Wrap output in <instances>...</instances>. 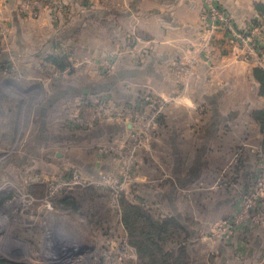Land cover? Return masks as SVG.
Returning <instances> with one entry per match:
<instances>
[{
	"label": "rangeland",
	"instance_id": "374dc122",
	"mask_svg": "<svg viewBox=\"0 0 264 264\" xmlns=\"http://www.w3.org/2000/svg\"><path fill=\"white\" fill-rule=\"evenodd\" d=\"M33 5L17 8L16 54L9 47L13 25L0 21V81L17 84H0V264H264V159L258 161L250 187L235 181L229 165L228 182L215 181L220 172L214 167L191 198L159 199L154 183L147 185L142 177L143 171L153 172L158 159L168 169V152L152 144L168 135L169 96H156L146 80L131 82L127 94L120 93L123 87L114 88V96H102L91 109L67 89L112 77L124 53L101 54L99 62L106 66L90 69L96 59L80 48L70 67H46L50 61L44 65L45 56L31 50L43 47L41 6ZM261 33L259 52L264 50ZM76 40L86 45L88 38ZM30 83L48 86L24 91ZM58 89L65 101L48 95ZM153 105L160 107L159 117L153 115ZM100 109H108L107 117ZM144 111L153 122L140 139L143 144L131 151L118 147L126 140V124L136 125ZM98 114L95 126L90 121ZM91 133L106 149H84ZM241 140H247L243 134ZM74 171L86 184L56 190L57 181ZM90 179L94 183L87 185ZM218 188L229 197L217 198ZM129 206L140 211L133 214L135 231L124 222ZM166 221L170 228L160 229Z\"/></svg>",
	"mask_w": 264,
	"mask_h": 264
},
{
	"label": "crops",
	"instance_id": "0c3cea01",
	"mask_svg": "<svg viewBox=\"0 0 264 264\" xmlns=\"http://www.w3.org/2000/svg\"><path fill=\"white\" fill-rule=\"evenodd\" d=\"M30 4L34 6L32 0H0V21L13 25L9 33L10 54L19 50L17 8H28ZM213 4L225 11L232 29L221 25L209 30L205 12ZM39 5L42 25L38 35L43 47L39 52L31 50L33 55L46 57L44 65L50 61L46 67H70L69 60L78 59L80 48L96 59L90 69L106 66L107 63L99 62L103 60L98 59L101 54L105 58L115 50L124 53L115 64L118 69L112 77H100L97 82L92 78L85 86L73 84L67 89L87 100L91 109L102 96H114V88L123 87L124 92L119 89L120 93L127 94L131 82L146 80L154 85L156 96H169L167 140L159 135L152 144L153 149L168 152V169L158 159L153 172L143 171L142 177L145 184L154 183L159 199L191 198L209 180L214 167L220 172L214 180L228 182L229 165L231 172L234 169L237 174L235 181L250 187L256 165L264 159V133L255 114L264 109V95L253 74L256 67L264 69V50L259 60L246 54L251 46L258 49L260 44L264 0H40ZM238 34L248 40L243 42ZM82 37L88 38L86 45L76 40ZM141 54L146 59L140 60ZM0 82L17 85L11 80ZM46 86L30 83L24 91ZM61 91L48 95H60L65 101L66 94ZM90 122L96 126L98 119ZM126 125L129 132L133 124ZM91 134L89 146L84 149H106L105 144L97 142V133ZM242 134L247 139L244 142ZM156 165L158 170H154ZM220 190L215 191L217 198L229 197Z\"/></svg>",
	"mask_w": 264,
	"mask_h": 264
},
{
	"label": "built area",
	"instance_id": "2783aa9c",
	"mask_svg": "<svg viewBox=\"0 0 264 264\" xmlns=\"http://www.w3.org/2000/svg\"><path fill=\"white\" fill-rule=\"evenodd\" d=\"M34 4H38L40 0H32ZM207 15V25L210 31H213L214 29L218 28L219 26H227L228 28L232 29V26L229 23V18L228 15L225 13V11H223L222 9H220L216 4L213 5H209L207 8V11L205 12ZM238 38H240V40H242L243 42H246L248 40L247 37H244L242 34H238ZM263 52H259V50L257 48H255L254 46H251L248 50H247V54L246 56L248 57H253L255 56L257 58V60H259L261 57L260 54H262ZM195 76L197 75L196 73L194 74ZM153 111L155 116L159 117V113H160V107L158 108L157 105H153ZM108 109H100V112L103 113L101 115H108ZM148 111H144L143 114L141 113V115H137V123L136 125L133 124L131 129L129 130V132L127 133V137L126 140L123 141L122 143L118 144V147L120 146H127V148L131 151V149H135V148H139L143 142L142 140H140L142 137H144L148 132H149V127L151 125V122H153L152 117L150 116L149 113H147ZM120 113V112H119ZM100 114L98 115H94V117L92 118L93 120H97L98 116H100ZM121 115V113H120ZM147 121V123L145 122ZM91 123V122H90ZM136 127V128H135ZM131 136L133 141H131ZM133 145V147H132ZM106 181V180H105ZM94 181L92 179L89 180L88 184H93ZM86 184L85 181H82L81 179V175L77 172L74 171L72 172L70 175L66 176V178L60 179L59 181H57V184L55 186V189H63V188H67V187H75V186H81Z\"/></svg>",
	"mask_w": 264,
	"mask_h": 264
},
{
	"label": "trees",
	"instance_id": "16d2710c",
	"mask_svg": "<svg viewBox=\"0 0 264 264\" xmlns=\"http://www.w3.org/2000/svg\"><path fill=\"white\" fill-rule=\"evenodd\" d=\"M253 74L254 77L256 78V80L260 83V94L264 95V69L261 67H256L253 69ZM256 117L257 119L261 122L262 124V131L264 133V109L263 110H259L256 113ZM75 205V203H74ZM133 214H139L140 215V211L135 207H127L124 211V222L127 225V227L129 228V230L135 231L136 229V223H137V219L134 218ZM136 217H140V216H136ZM173 221V219H172ZM169 220V222H172ZM160 229H167L170 228V223H168V221H166L164 223L163 227H159ZM178 264V263H177Z\"/></svg>",
	"mask_w": 264,
	"mask_h": 264
},
{
	"label": "water",
	"instance_id": "95a60500",
	"mask_svg": "<svg viewBox=\"0 0 264 264\" xmlns=\"http://www.w3.org/2000/svg\"><path fill=\"white\" fill-rule=\"evenodd\" d=\"M0 227H1V224H0Z\"/></svg>",
	"mask_w": 264,
	"mask_h": 264
},
{
	"label": "bare ground",
	"instance_id": "6f19581e",
	"mask_svg": "<svg viewBox=\"0 0 264 264\" xmlns=\"http://www.w3.org/2000/svg\"><path fill=\"white\" fill-rule=\"evenodd\" d=\"M51 248V247H50Z\"/></svg>",
	"mask_w": 264,
	"mask_h": 264
}]
</instances>
